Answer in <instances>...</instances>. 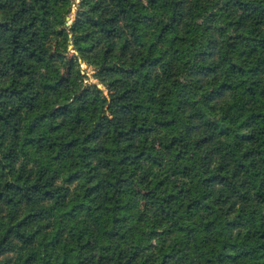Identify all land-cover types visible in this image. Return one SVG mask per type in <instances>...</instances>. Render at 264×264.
Returning <instances> with one entry per match:
<instances>
[{
	"label": "trees",
	"instance_id": "1",
	"mask_svg": "<svg viewBox=\"0 0 264 264\" xmlns=\"http://www.w3.org/2000/svg\"><path fill=\"white\" fill-rule=\"evenodd\" d=\"M0 264H264V0H0Z\"/></svg>",
	"mask_w": 264,
	"mask_h": 264
},
{
	"label": "rangeland",
	"instance_id": "2",
	"mask_svg": "<svg viewBox=\"0 0 264 264\" xmlns=\"http://www.w3.org/2000/svg\"><path fill=\"white\" fill-rule=\"evenodd\" d=\"M77 1L78 0H75V3H77ZM74 11H75V4L73 5V8H72V11H71V13L66 17V26H70L71 24H72V20H73V18H74ZM73 44L72 43H70L69 45H68V47H67V50L68 51H70V52H72L73 51ZM80 66H81V68H82V73H86V75H87V78H88V80H87V83H90V82H92V83H95V84H97L96 83V79H94L93 77H92V75H93V73H94V70H93V68L92 67H88L87 66V64L85 63V62H81V64H80ZM101 85H99V87H100Z\"/></svg>",
	"mask_w": 264,
	"mask_h": 264
},
{
	"label": "water",
	"instance_id": "3",
	"mask_svg": "<svg viewBox=\"0 0 264 264\" xmlns=\"http://www.w3.org/2000/svg\"><path fill=\"white\" fill-rule=\"evenodd\" d=\"M96 83H97V81H96ZM100 88H101V86H100Z\"/></svg>",
	"mask_w": 264,
	"mask_h": 264
}]
</instances>
